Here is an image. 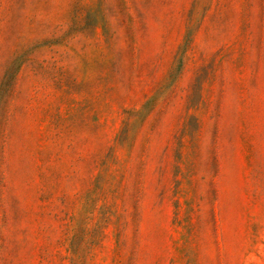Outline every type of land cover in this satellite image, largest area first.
Wrapping results in <instances>:
<instances>
[{"label": "rangeland", "instance_id": "rangeland-1", "mask_svg": "<svg viewBox=\"0 0 264 264\" xmlns=\"http://www.w3.org/2000/svg\"><path fill=\"white\" fill-rule=\"evenodd\" d=\"M0 264H264V0H0Z\"/></svg>", "mask_w": 264, "mask_h": 264}]
</instances>
